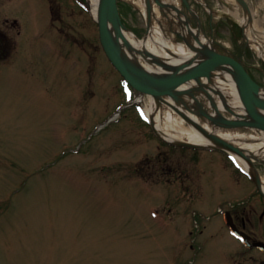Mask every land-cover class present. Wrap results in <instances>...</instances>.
<instances>
[{
  "label": "rangeland",
  "instance_id": "obj_1",
  "mask_svg": "<svg viewBox=\"0 0 264 264\" xmlns=\"http://www.w3.org/2000/svg\"><path fill=\"white\" fill-rule=\"evenodd\" d=\"M248 1L247 25L236 0H190L216 46L241 55L264 86V0ZM119 4L126 27L145 36L144 13ZM236 23L251 39L247 54ZM0 30L14 43L0 57V264H259L263 254L247 250L219 210L250 199L252 233L264 239L255 184L236 160L164 144L136 104L123 108L135 94L107 57L88 0H0ZM137 97L149 117L151 97ZM257 168L264 179V163Z\"/></svg>",
  "mask_w": 264,
  "mask_h": 264
},
{
  "label": "water",
  "instance_id": "obj_2",
  "mask_svg": "<svg viewBox=\"0 0 264 264\" xmlns=\"http://www.w3.org/2000/svg\"><path fill=\"white\" fill-rule=\"evenodd\" d=\"M155 1L162 5L160 0ZM183 1L189 11H192L193 8L189 1ZM237 1L247 13L251 14L250 6L246 0ZM152 12L153 3L151 0H147V33L150 29ZM97 20L99 23L100 41L108 58L130 85L141 95L152 97L156 101L159 110L164 111L171 107L183 119L207 136L209 142L194 143L180 139L168 140L157 127L154 115L151 114L152 125L156 134L163 140L177 146L198 149L214 148L232 151L242 156L250 163V175L259 192L264 195L263 180L255 164V161L264 163V159L247 155L242 148L209 131L206 126L202 125L201 121L190 117L183 110L185 109L200 118H207L213 125L221 128H251L264 132V87L253 78L245 64L231 54L218 51L214 44L211 43V46L203 44L198 47L193 56L186 55L187 53L183 56L180 55L172 66H167L166 64L168 63L160 61V58L156 55L150 54L156 63L163 67L167 66L170 69L167 73L156 74L123 55L122 39L124 38L122 30L127 27L123 23L118 0H100ZM110 26L113 27L115 33L112 32ZM168 59L170 60L171 58ZM228 73L233 75L244 113H238L228 104L226 95L220 87H216L218 84H215L214 77L227 81L226 75ZM185 84L189 86L181 88ZM214 94L220 97L221 104L214 98ZM167 98L172 99L174 103H171ZM226 221L231 230L242 237L246 244L264 249V242L257 241L252 244L249 240L250 236L245 232H240L232 217L228 216V214Z\"/></svg>",
  "mask_w": 264,
  "mask_h": 264
},
{
  "label": "bare ground",
  "instance_id": "obj_3",
  "mask_svg": "<svg viewBox=\"0 0 264 264\" xmlns=\"http://www.w3.org/2000/svg\"><path fill=\"white\" fill-rule=\"evenodd\" d=\"M88 1L93 16L97 18L100 0ZM125 1L131 2L134 6L139 8L146 17L147 0ZM160 1L162 2V5L156 3L155 0H151L153 3L152 19L149 32L145 36L140 37L135 31L129 28H123L122 30L123 38L126 39V41L122 39L123 55L156 74L169 72L170 69L167 66H172V64L175 63L177 57H180V55L183 56L187 53L186 55L193 56L196 52V49L203 44L211 46V41L204 33V29L200 23V16L196 9L193 8L192 11H190V15H188L183 10V0ZM246 15L248 14L246 13ZM194 18H196L197 25H195L193 21ZM111 29L112 32L115 33L113 27H111ZM258 44L260 45L261 43L258 42ZM260 47L262 48V45H260ZM150 54H154L160 58V61L168 63L166 64L167 66L163 67L156 63ZM261 57L263 58V56ZM168 58L171 59L169 60ZM226 76L227 81L225 82H222L221 78H218L217 81H214L216 85L218 84L216 87H220L222 92L226 95V101L228 104H230L238 113H244L233 75L228 73ZM188 86L189 85L185 84L181 86V88H187ZM214 95V98L218 101V103L221 104L220 97L217 94ZM167 99H169L171 103H174L172 99ZM147 109L150 114L154 115L157 127L164 134L166 139H180L194 143L209 142L207 136H205L195 126L183 119L171 107H168V110L172 111L173 113L170 112L171 114L168 113L167 115L165 114V110L163 111L158 109L156 101L151 97L150 105L147 107ZM183 110L185 113L190 115V117L200 121L197 115L192 114L185 109ZM176 114H178L186 123H188L189 126H186L183 121H179V119L176 117ZM205 126L209 131L220 135L221 137L234 143L236 146L242 148V150H244L247 155H252L253 158L259 157L264 159V132L261 133L262 138H251L241 132L236 135H232L226 128H217V126L215 127V125H213L211 122H207ZM232 154L234 155L238 164H240L245 170L251 169L250 163L245 158L235 153Z\"/></svg>",
  "mask_w": 264,
  "mask_h": 264
},
{
  "label": "flooded vegetation",
  "instance_id": "obj_4",
  "mask_svg": "<svg viewBox=\"0 0 264 264\" xmlns=\"http://www.w3.org/2000/svg\"><path fill=\"white\" fill-rule=\"evenodd\" d=\"M151 132L154 135V131L152 127H151ZM165 159H166V162L164 164V171H166L168 174L172 172V167L169 165L167 161L170 159V157L167 158L166 156ZM187 179L189 178L187 177ZM246 201L249 203V200H240L236 204L234 203L231 204L230 211L234 219V222L238 226L239 230L245 231L249 235H251L253 238L252 240H263L264 241V239L255 237V235L252 233V229H251V225L253 223L252 219H253V216L255 218V215H257L258 212H257V208L252 207V205L245 206ZM259 218L260 220L264 219V212L259 215ZM259 264H264V253H263V257L261 261L259 262Z\"/></svg>",
  "mask_w": 264,
  "mask_h": 264
},
{
  "label": "trees",
  "instance_id": "obj_5",
  "mask_svg": "<svg viewBox=\"0 0 264 264\" xmlns=\"http://www.w3.org/2000/svg\"><path fill=\"white\" fill-rule=\"evenodd\" d=\"M14 48V43L8 40L5 32L0 30V57L8 56ZM1 59V58H0Z\"/></svg>",
  "mask_w": 264,
  "mask_h": 264
}]
</instances>
